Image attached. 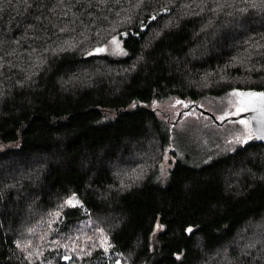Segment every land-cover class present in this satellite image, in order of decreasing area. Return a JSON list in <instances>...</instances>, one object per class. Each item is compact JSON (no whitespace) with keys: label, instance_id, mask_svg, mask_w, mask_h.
Returning a JSON list of instances; mask_svg holds the SVG:
<instances>
[{"label":"trees","instance_id":"16d2710c","mask_svg":"<svg viewBox=\"0 0 264 264\" xmlns=\"http://www.w3.org/2000/svg\"><path fill=\"white\" fill-rule=\"evenodd\" d=\"M232 91L264 0H0V264H264V145L200 163L156 109Z\"/></svg>","mask_w":264,"mask_h":264},{"label":"rangeland","instance_id":"374dc122","mask_svg":"<svg viewBox=\"0 0 264 264\" xmlns=\"http://www.w3.org/2000/svg\"><path fill=\"white\" fill-rule=\"evenodd\" d=\"M116 43L113 42V39L110 43L104 48L103 52L97 53L93 51L92 54L98 55H116L120 56L123 54V50L120 44V41L116 39ZM233 92L225 95L219 99H209L202 103L201 105H196L201 107L204 110L212 113L217 120H222L226 117H234L237 116L236 105L237 101L240 97L233 95ZM189 104L186 103H176V101H169L161 105H157L156 109L159 114L169 123L173 122H182V128L187 127L190 132L185 130L187 137L195 143V151L200 150V145L203 143H208V145L203 146L206 151L200 150L196 157L193 156L195 161H200V163L206 160L207 155L215 156L219 154L218 152L226 149V148H234L236 145H240L242 143H238L236 138L242 137L245 134V129L242 124L239 123L240 120H247L242 118L236 122L225 123L223 126L218 127L212 123V121L204 115H200L198 112L194 110V108H187ZM242 112H240L241 114ZM184 118V119H183ZM248 121V120H247ZM194 127V129L192 127ZM185 136V135H184ZM227 143H230L227 145ZM231 146V147H230ZM216 151V153H211L210 151ZM221 153V152H220ZM174 158L166 153L163 157V161L160 165V169L158 171V177L164 178L167 172L171 169Z\"/></svg>","mask_w":264,"mask_h":264},{"label":"snow or ice","instance_id":"6c2138e0","mask_svg":"<svg viewBox=\"0 0 264 264\" xmlns=\"http://www.w3.org/2000/svg\"><path fill=\"white\" fill-rule=\"evenodd\" d=\"M27 3V0H24ZM104 2V0H102ZM255 6V5H253ZM155 17H153L154 19ZM113 42L116 43V38L113 37ZM105 49L98 47L95 49L97 53L103 52ZM91 55V53H89ZM233 95L240 97L237 101L236 105V115H239L242 111H248L251 109L252 111L258 112L259 115L257 117H253L257 121L258 127L255 130H252L250 127V122L247 120H240L239 123L244 126L245 134L242 137H237L236 140L238 143H246L248 140L253 138V135L256 136L257 139H264V92H238L234 91ZM176 103H183L180 100H177ZM66 204L72 207H76L80 204V201L77 199L75 194L70 196L66 201ZM31 231V229L29 230ZM101 231H103L101 229ZM188 232H191L192 229L188 228ZM43 239V237H42ZM17 247H20L19 242H17ZM107 251V248H105ZM65 259H69V257H65Z\"/></svg>","mask_w":264,"mask_h":264},{"label":"water","instance_id":"95a60500","mask_svg":"<svg viewBox=\"0 0 264 264\" xmlns=\"http://www.w3.org/2000/svg\"><path fill=\"white\" fill-rule=\"evenodd\" d=\"M254 92H264V91H254ZM192 107L196 112H199L201 115L208 117L212 121V123L218 127L223 126L225 123L236 122L242 118H246L250 122V127L252 130H255L258 127L257 121L253 119V117H257L259 113L252 111L251 109H249L248 111H244L243 113L234 117H227L222 120H217L212 113L202 109L201 107L196 106L195 104H189L187 106V108H192ZM253 138H255L258 143L264 145V139H257L255 135H253Z\"/></svg>","mask_w":264,"mask_h":264},{"label":"clouds","instance_id":"9594fccd","mask_svg":"<svg viewBox=\"0 0 264 264\" xmlns=\"http://www.w3.org/2000/svg\"><path fill=\"white\" fill-rule=\"evenodd\" d=\"M244 111H242V113H243ZM233 117V116H232ZM227 118V117H226ZM246 119V118H245ZM231 123H233V122H231Z\"/></svg>","mask_w":264,"mask_h":264}]
</instances>
